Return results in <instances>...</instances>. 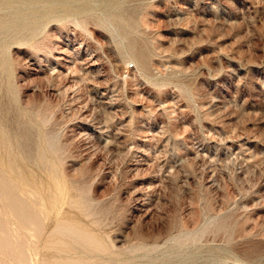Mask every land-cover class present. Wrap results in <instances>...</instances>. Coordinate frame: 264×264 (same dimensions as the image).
I'll return each instance as SVG.
<instances>
[{
  "label": "rangeland",
  "instance_id": "374dc122",
  "mask_svg": "<svg viewBox=\"0 0 264 264\" xmlns=\"http://www.w3.org/2000/svg\"><path fill=\"white\" fill-rule=\"evenodd\" d=\"M37 1L71 14L37 34L0 9V158L48 215L33 264H264V0Z\"/></svg>",
  "mask_w": 264,
  "mask_h": 264
},
{
  "label": "bare ground",
  "instance_id": "6f19581e",
  "mask_svg": "<svg viewBox=\"0 0 264 264\" xmlns=\"http://www.w3.org/2000/svg\"><path fill=\"white\" fill-rule=\"evenodd\" d=\"M18 3V1L12 0L0 4V9H8L11 7L23 9L24 11L13 13V15H15L17 21L22 26H25V24L33 26L35 29L34 33L37 34L43 33L51 21H59L71 14V9L67 7L62 11H58L53 6L50 8L39 7L42 2L37 0H32L27 3L21 2V4ZM15 4L18 6H14ZM30 5H38V8L28 12L26 8ZM45 19H49L50 21L44 22ZM36 187L24 175L22 167H19L16 161L9 162L7 166H4L0 158V204L2 207L0 209L6 211L5 218L7 219L5 222L3 218L5 215L3 217L0 215V247L14 254L25 264H33L32 260L34 255L39 257L40 248L38 243L45 232L46 221L48 219L47 210L44 207L45 201L43 202ZM12 225H15V227H18L22 231V238L17 235ZM55 233H59L74 242L82 243L89 248L96 247L89 233L76 224L70 223L68 220H61L51 234ZM42 264L59 263L44 261Z\"/></svg>",
  "mask_w": 264,
  "mask_h": 264
}]
</instances>
